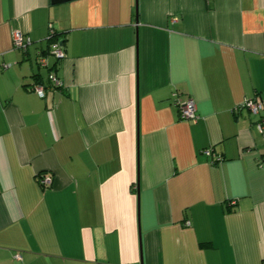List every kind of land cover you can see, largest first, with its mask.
<instances>
[{
	"label": "crops",
	"instance_id": "crops-1",
	"mask_svg": "<svg viewBox=\"0 0 264 264\" xmlns=\"http://www.w3.org/2000/svg\"><path fill=\"white\" fill-rule=\"evenodd\" d=\"M254 97L264 0H0V264H264Z\"/></svg>",
	"mask_w": 264,
	"mask_h": 264
},
{
	"label": "built area",
	"instance_id": "built-area-1",
	"mask_svg": "<svg viewBox=\"0 0 264 264\" xmlns=\"http://www.w3.org/2000/svg\"><path fill=\"white\" fill-rule=\"evenodd\" d=\"M49 30V37L52 38L54 34V30L52 25L48 26ZM30 44L29 38H27L25 35H23L20 31H13L12 33V47L13 49L21 52H25L28 45ZM50 54L56 59L61 60L64 58V50L62 48V45L59 43H55L53 48L50 51ZM39 64L41 66H45V59L39 57ZM62 83L61 81L55 76H50L49 79V87L51 88H59L61 87ZM33 92L36 94L39 98H44L45 93V87L40 85H35L33 87ZM172 104L179 110L180 113V120L183 121H190L195 119V104L192 99L188 98L186 100L179 99L177 93H174L172 95ZM238 109L241 110L245 109L249 111L252 115L259 117L257 122L255 123V128L258 134L261 136L262 141L264 143V115L263 110V104L260 101L259 97H254L249 100L243 101V103L240 104ZM203 154L207 157H212L211 163H220L222 159L218 156L212 155L211 151L206 149L203 151ZM40 184L42 187H48L50 185L51 179L49 177L40 178ZM187 224H189L187 222Z\"/></svg>",
	"mask_w": 264,
	"mask_h": 264
},
{
	"label": "water",
	"instance_id": "water-1",
	"mask_svg": "<svg viewBox=\"0 0 264 264\" xmlns=\"http://www.w3.org/2000/svg\"><path fill=\"white\" fill-rule=\"evenodd\" d=\"M72 0H51V4L52 5H57V4H62V3H66Z\"/></svg>",
	"mask_w": 264,
	"mask_h": 264
}]
</instances>
